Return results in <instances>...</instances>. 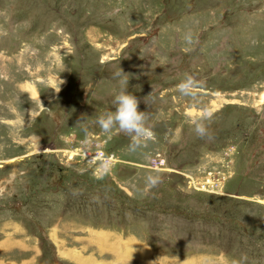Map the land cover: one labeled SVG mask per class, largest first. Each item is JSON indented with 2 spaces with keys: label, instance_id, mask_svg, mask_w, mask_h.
Masks as SVG:
<instances>
[{
  "label": "rangeland",
  "instance_id": "374dc122",
  "mask_svg": "<svg viewBox=\"0 0 264 264\" xmlns=\"http://www.w3.org/2000/svg\"><path fill=\"white\" fill-rule=\"evenodd\" d=\"M37 2L0 0V262L264 264L233 225L208 216L264 218V0ZM120 68L156 133L135 153L130 137L95 123L114 110ZM186 73L204 83L194 99L177 90ZM203 108L213 113L210 139L193 131ZM52 122L60 129L48 142ZM110 146L108 163L93 169L90 160ZM159 159L172 171L158 169L163 181L148 189ZM50 166L165 215L123 210L81 184L44 190ZM25 198L20 211L41 231L2 208ZM255 240L264 245V233Z\"/></svg>",
  "mask_w": 264,
  "mask_h": 264
},
{
  "label": "clouds",
  "instance_id": "9594fccd",
  "mask_svg": "<svg viewBox=\"0 0 264 264\" xmlns=\"http://www.w3.org/2000/svg\"><path fill=\"white\" fill-rule=\"evenodd\" d=\"M185 41L188 44L194 42L191 32L186 34ZM129 77V74L124 73L121 68L115 73L118 88L115 90L113 99L114 110L101 113L95 123L99 125L104 133H110L113 129H118L121 133L130 137L129 149L132 153H135L147 147L149 142L154 141L156 133L148 123L146 111L139 109L140 100L133 92L128 90ZM203 86V81L192 74L186 73L184 78L177 84V90L181 95L194 99ZM212 117L213 113L207 108L201 109L199 115L192 117L193 131L198 138H211L210 122ZM153 173L146 177L148 189L158 187L163 181L158 169H154Z\"/></svg>",
  "mask_w": 264,
  "mask_h": 264
},
{
  "label": "trees",
  "instance_id": "16d2710c",
  "mask_svg": "<svg viewBox=\"0 0 264 264\" xmlns=\"http://www.w3.org/2000/svg\"><path fill=\"white\" fill-rule=\"evenodd\" d=\"M33 1H38L37 3H39L40 6L46 7V5H48L50 0L49 1L48 0H33ZM27 5H31V2L30 3L28 2ZM27 5H25V9H27V7H28ZM48 8H51V6L48 7ZM58 9H59V6H56V7L53 6L51 8V11L54 14H57L58 11H59ZM165 14H167V8H166L164 14H162V16L165 15ZM82 16L84 17V14H82ZM67 23H68L69 29L72 30V23L73 22H70L69 20H67ZM75 29H76V26H75ZM154 29H156V28H154ZM76 39H77V36H76ZM75 43H76V41H75ZM152 77H153L152 75H148L147 74L146 77H145V80L146 81H151ZM67 109H68V107L64 108L62 110L61 114H56L55 115V116L58 117L59 121L63 120L66 117ZM52 123H53L54 129H53L52 136L50 137L48 142H50V141L55 139V135L58 133V131L60 129V125L59 124L56 125V123H54V122H52ZM125 138H126V136L120 134L118 139L121 140V139H125ZM113 150H114V146H110L109 149H108V152H112ZM170 156H171V154H170ZM168 166L171 167L170 165H168ZM54 182H57V188L54 186ZM78 184L83 185L87 189H91L93 191H96L97 193H99L101 195H105L110 200H113V201L117 202L121 206V208L123 210L127 211V210H132V209H138V210H141V211H146L143 217L153 214L154 217L157 216L156 217V221H159L160 215H161L162 218L165 215V210H166L165 208H161V207H158V206H155V205H152V204H146V203L139 204V205H135V204L129 203L127 195L125 193L121 192V191H112V190L104 188L103 186L97 184L96 182H89L88 180L83 179V178H79V177H74V178H71V179H65L64 176H63L62 169H60L58 167H57L56 170L54 169L53 166H50L48 168V170L45 173V180L43 181V185H44L43 189L44 190H49L50 192H53V191L56 192V191L61 190V188L63 189L64 187H68V186H71V185H78ZM26 186L28 187V193H29L30 186H29V184L27 182H26ZM101 187H103L105 190L103 191L101 189ZM27 194H25L24 197ZM156 196L159 197L161 195H160V193H157ZM26 203H27V199H26V202L22 201V203L20 202L19 204H15V205H13V207H10V205L8 204L9 207H7V205H5V207H2V208L5 209V210L14 211L16 213H19L20 214L19 216L21 218L25 219V220H27L29 218V222L34 227L35 226L37 228L41 227V226H39L41 224L37 221V219L35 220L34 218L32 219L31 217L27 216V214L24 212V209H23L24 214H23V212L20 211V208H23V206ZM167 209H170V210L167 211L168 214L174 213V214H171V215L180 216V217L186 219L185 218L186 217L185 216V211L183 209H180L179 211L173 210V208L172 209L171 208H167ZM184 209H186V208H184ZM148 212H150L151 214H149ZM200 214L201 213H197L196 214V217L198 218V220H201V219H199V218H201ZM208 216L210 218H213V219L224 220L225 222H228V224H230L231 226L233 225L237 229L238 234H239L240 237L245 239L253 247H256L260 252H262V251L264 252V245L260 244L258 241L255 240L256 237H258L259 235L264 233V218L256 217V218H253L252 221L244 223V222H242L240 220H237V219H225L223 216H220V215H217V214H210ZM187 220H194V219H187ZM147 221H150V220H147ZM39 229L41 231V228H39ZM43 241L45 243L46 250H48V252H49L50 251L49 250L50 245L47 244L44 239H43ZM260 258H261V256H260ZM52 264H62V263L59 262V261H53Z\"/></svg>",
  "mask_w": 264,
  "mask_h": 264
},
{
  "label": "built area",
  "instance_id": "2783aa9c",
  "mask_svg": "<svg viewBox=\"0 0 264 264\" xmlns=\"http://www.w3.org/2000/svg\"><path fill=\"white\" fill-rule=\"evenodd\" d=\"M109 154H110V156H112V153H111V152H109V153H107V154H103V153L99 152V153L96 155V157H94V158H92V159L90 160V163H91L90 166H92L93 169H94L96 165L102 166V165L108 163V162H105V161L107 160V156H108ZM153 165H154V167H155L156 169H159V170H161V171H165V172H166V171H168V172H171V171H172L170 168H168V167H166V166L164 165V161H163L162 159L156 160L155 162H153Z\"/></svg>",
  "mask_w": 264,
  "mask_h": 264
},
{
  "label": "crops",
  "instance_id": "0c3cea01",
  "mask_svg": "<svg viewBox=\"0 0 264 264\" xmlns=\"http://www.w3.org/2000/svg\"><path fill=\"white\" fill-rule=\"evenodd\" d=\"M52 239V238H51ZM1 242V241H0ZM6 248H7V244H2L1 243V245H0V249H2V251H4V252H6ZM24 253V252H23ZM0 264H12V261H11V259H9V258H6V260L4 261H1L0 262Z\"/></svg>",
  "mask_w": 264,
  "mask_h": 264
}]
</instances>
